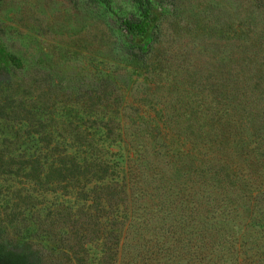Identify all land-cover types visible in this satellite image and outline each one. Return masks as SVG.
<instances>
[{"label": "trees", "instance_id": "obj_1", "mask_svg": "<svg viewBox=\"0 0 264 264\" xmlns=\"http://www.w3.org/2000/svg\"><path fill=\"white\" fill-rule=\"evenodd\" d=\"M84 1L117 17L129 58L150 60L160 19L154 0H127L125 14L115 9L118 0ZM3 64L0 86L11 87ZM109 81L62 93L65 111L57 119L45 107L6 109L0 87V118L21 115L26 134L42 127L36 132L47 147L46 162L36 152L22 155L35 179L47 169L92 203L94 220L86 216L81 229L87 234V222L93 226L99 264H264V126L256 127L259 112L249 111L250 125L238 118L239 107L251 105L248 87L242 93L226 80L203 95L204 108L194 95L181 108L166 103L158 110L129 105L125 94L110 92ZM84 236H73L65 253L77 264H89ZM48 258L44 249L0 236V264H61Z\"/></svg>", "mask_w": 264, "mask_h": 264}, {"label": "rangeland", "instance_id": "obj_2", "mask_svg": "<svg viewBox=\"0 0 264 264\" xmlns=\"http://www.w3.org/2000/svg\"><path fill=\"white\" fill-rule=\"evenodd\" d=\"M154 6L159 29L151 58L143 62L128 57L117 17L84 0H0V61L12 73L10 87L0 72L6 109L45 107L57 119L56 112L65 111L62 93L106 78L110 92L125 94L129 105L181 108L227 80V87L242 86V93L247 86L252 97L251 105L239 107L238 118L250 120V110L259 112L256 127L264 126V0H154ZM115 9L125 14L131 7L118 0ZM200 100L204 108L207 100ZM242 100L235 95L236 103ZM9 119L0 118V236L44 249L48 263L77 264L65 253L73 236L86 235L88 263L99 264L93 226L87 222V234L81 229L86 216L94 220L92 203L75 196L74 184L47 176V169L41 181L35 179L22 155L36 152L46 162L48 150L36 132L42 127L26 134L28 122L21 115Z\"/></svg>", "mask_w": 264, "mask_h": 264}]
</instances>
